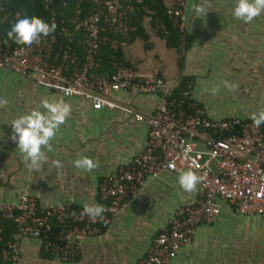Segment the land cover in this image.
<instances>
[{"label": "crops", "instance_id": "0c3cea01", "mask_svg": "<svg viewBox=\"0 0 264 264\" xmlns=\"http://www.w3.org/2000/svg\"><path fill=\"white\" fill-rule=\"evenodd\" d=\"M204 3L209 11L197 17L194 6ZM235 3L187 0V49L181 59L176 49L166 47L154 22L143 17L149 48L138 38L123 43L124 59L141 74L157 70L173 89L186 78L193 101L210 119L251 120L253 113L264 110V13L245 23L232 15ZM224 81L239 88L229 91ZM214 87L220 88L216 95L211 93ZM0 97L8 101L0 108V206L16 204L23 193L41 206L68 198L82 208L86 203L99 204V182L129 165L144 148L147 127L125 112L92 110L87 102L63 98L5 68H0ZM44 99H63L72 112L52 141V151L45 149L47 163L35 172L25 167L17 144L10 139L9 124L38 108ZM114 99L150 114L160 94L118 92ZM81 157L93 159L98 167L92 172L77 169L74 161ZM54 160L63 167H54ZM181 171L187 170L146 176L140 192L126 200L102 232L82 240L74 261L55 260L40 241L19 238L18 260L13 264H135L147 253L153 237L168 227L175 211L198 199L199 185L192 193L179 186ZM219 209L212 223L196 227L190 243L177 251L170 264H264V218L236 214L224 202H219Z\"/></svg>", "mask_w": 264, "mask_h": 264}, {"label": "built area", "instance_id": "2783aa9c", "mask_svg": "<svg viewBox=\"0 0 264 264\" xmlns=\"http://www.w3.org/2000/svg\"><path fill=\"white\" fill-rule=\"evenodd\" d=\"M76 1L74 16L65 21L69 27L61 26L56 33L68 42L80 33L78 43L84 50L80 65L70 47L62 50L57 65L51 64L56 36L41 37L39 44L31 46H12L2 44L0 33V68L32 79L63 98L87 102L92 110H121L147 127V138L142 152L129 165L99 182L97 198L105 208L103 220L93 222L82 215L83 208L72 198L41 206L33 196L23 193L16 204H2L0 219L13 224L14 239L4 240V227L0 225V259L15 263L19 255L16 240L30 238L40 241L51 258L74 261L82 240L98 236L126 200L140 192L145 177L155 178L161 172L191 169L205 179L198 184L196 202L175 211L168 227L153 237L147 253L135 264H170L177 251L190 243L199 224L215 220L219 202L228 204L236 214L264 218V124L256 128L252 120L210 119L193 101L189 83L173 97L174 89L157 70L141 74L126 66L117 67L109 76L92 74L100 45L110 41L115 47L118 37L121 43L128 42L129 32L134 30L130 16L135 10L150 18L157 30L166 32L144 0H88L91 9L85 14L79 7L81 0ZM164 1L165 14L179 33L182 57L187 46V0ZM46 2L52 4V0ZM8 18L9 14H4L0 24ZM118 92L160 94V99L154 111L145 114L118 103L114 99Z\"/></svg>", "mask_w": 264, "mask_h": 264}, {"label": "clouds", "instance_id": "9594fccd", "mask_svg": "<svg viewBox=\"0 0 264 264\" xmlns=\"http://www.w3.org/2000/svg\"><path fill=\"white\" fill-rule=\"evenodd\" d=\"M208 11L209 6L206 3L194 6L197 17L205 16ZM262 13H264V0H236L232 15L237 20L250 23ZM56 29L57 24L55 21L48 23L37 16L20 17L17 14L15 23L7 32V38L16 44L31 46L33 43L39 44L41 37L51 36ZM224 87L229 91H235L239 88V85L224 81ZM219 91V87L211 89L213 95L218 94ZM7 104L8 101L0 97V108L6 107ZM71 112V105L63 99L57 101L44 99L38 108H34L11 121L9 124L12 128L10 139L17 144L16 149L22 155L23 162L28 170L39 172L43 165L47 163L48 157L45 149L49 152L52 151V141L56 138L61 126L71 116ZM250 118L253 125L259 128L264 124V110L253 113ZM52 163L57 169L63 167L59 160H54ZM74 166L77 169L92 172L98 167V164L89 157H81L74 161ZM170 167H174V165H170ZM204 179L203 175L189 169L180 172L178 183L183 191L192 193L197 190L198 184L202 183ZM104 212V206L86 203L81 214L95 222L97 218L104 219Z\"/></svg>", "mask_w": 264, "mask_h": 264}, {"label": "trees", "instance_id": "16d2710c", "mask_svg": "<svg viewBox=\"0 0 264 264\" xmlns=\"http://www.w3.org/2000/svg\"><path fill=\"white\" fill-rule=\"evenodd\" d=\"M46 1L47 0H0V7L2 8L0 18L4 14H9V18L5 22L0 24L2 44L12 46L18 45L7 38V32L11 29V26L15 23L17 19V17H13L14 14L17 13L20 17L37 16L48 23H51L50 20L51 18H53V21H55V23L57 24V29L55 33L52 34V36H56L57 42L52 45L53 53L52 57L50 58L51 64L53 66L57 65L61 60L62 50L66 49L67 47H70L71 50L75 52L76 61H78L80 65L84 61V50L82 49V46L78 43V40L82 39L80 33L78 32L77 34H75L71 42H68L66 38L56 33L61 26H65L67 24V26L69 27V24L65 21L68 18L74 16V6L76 5L77 1L52 0L51 5H48ZM144 4L155 13L158 23L164 26L166 34H163L161 30L159 31H161V37L164 40L166 47L170 49H176L179 53V33L177 29L173 27L171 20L165 14V1L144 0ZM79 7H81L84 14L86 13V11L91 9V5L89 4L88 0H81V2L79 3ZM143 17V13L139 10H135L131 14L129 23L134 28V30L129 32L128 43L138 38L143 42L144 48L148 49V37L142 28ZM116 39L118 40V43L115 47L111 45L110 41L98 47L97 54L95 56L97 67L92 70V74L99 76H109L114 72L117 67H133L128 61L124 59V55L122 52L123 43H121L123 40L120 37ZM73 69L74 67L70 64V71H73ZM187 81L188 80L184 77L180 79L178 86L175 87L172 92L173 97L178 96L179 92L183 88H185ZM0 222L4 226V240L11 239L14 234L13 224L10 221L0 220ZM0 264L9 263L3 262L0 259Z\"/></svg>", "mask_w": 264, "mask_h": 264}]
</instances>
